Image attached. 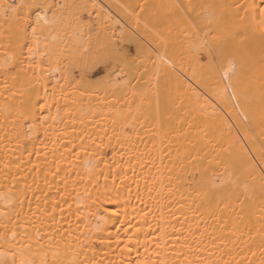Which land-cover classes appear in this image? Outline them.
<instances>
[{
  "label": "bare ground",
  "instance_id": "6f19581e",
  "mask_svg": "<svg viewBox=\"0 0 264 264\" xmlns=\"http://www.w3.org/2000/svg\"><path fill=\"white\" fill-rule=\"evenodd\" d=\"M8 1L0 264H264L262 0Z\"/></svg>",
  "mask_w": 264,
  "mask_h": 264
},
{
  "label": "rangeland",
  "instance_id": "374dc122",
  "mask_svg": "<svg viewBox=\"0 0 264 264\" xmlns=\"http://www.w3.org/2000/svg\"><path fill=\"white\" fill-rule=\"evenodd\" d=\"M8 5L9 7L11 8L12 10V13H11V16H13L15 14L16 11H20L21 7L19 6L17 8V10L15 11V7L17 6V3H15V0H10L8 1ZM20 16V14L17 16V19L18 17ZM86 18V17H85ZM133 52V48L129 45V53H132ZM19 65H20V61H17L16 65H15V68L17 70V68H19ZM94 69L91 70L90 74L92 77H100L101 75L104 74V70L106 68H108L107 65H101V64H97L96 67L94 66L93 67Z\"/></svg>",
  "mask_w": 264,
  "mask_h": 264
},
{
  "label": "snow or ice",
  "instance_id": "6c2138e0",
  "mask_svg": "<svg viewBox=\"0 0 264 264\" xmlns=\"http://www.w3.org/2000/svg\"><path fill=\"white\" fill-rule=\"evenodd\" d=\"M262 4H264V0H262ZM26 7H35L37 9V21L43 19V17L41 15H39V12L38 10L40 8H43V7H47V3H46V0H41L40 3H37V4H34V5H26ZM237 7H242L241 5H237ZM253 8H255L256 6L253 5L252 6ZM259 13H260V17H261V23L264 24V6H261L259 7ZM33 32H35V29H33ZM40 107L43 109L44 107H46V105H40ZM131 239V238H129ZM21 264H24V262H21ZM28 264H32V262H28ZM139 264H144L143 261L139 262Z\"/></svg>",
  "mask_w": 264,
  "mask_h": 264
}]
</instances>
